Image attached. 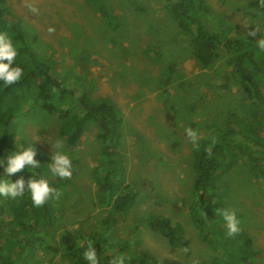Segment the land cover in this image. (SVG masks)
Masks as SVG:
<instances>
[{"label":"rangeland","instance_id":"rangeland-1","mask_svg":"<svg viewBox=\"0 0 264 264\" xmlns=\"http://www.w3.org/2000/svg\"><path fill=\"white\" fill-rule=\"evenodd\" d=\"M204 1L209 7L204 20L210 27L222 26L254 44L264 35V5L259 0ZM102 2L111 20L90 0H7V5L15 20L37 34L34 47L40 58L47 59L53 75L81 98L115 104L118 132L109 153L121 165L116 177L120 190L129 186L138 195L113 223L116 244L128 241L131 245L124 252L131 257L146 253L161 264H211L217 251L201 235L202 226L191 219L195 147L184 128L195 129L197 143L206 141L211 146V141L221 138L222 130L235 125V117H251L255 122L248 113L253 100L243 93L225 57L213 68L198 64L193 36L171 15L164 0ZM250 32L256 34L249 36ZM262 54L264 62V51H255L256 58ZM224 82L229 87L222 86ZM65 105L66 118L82 114L79 102L67 97ZM63 119L57 113L43 112L28 119L20 117L14 138L17 142L34 140L36 154L44 161L49 159L47 141L57 136L65 139L73 172L65 178L69 182L66 193L61 190L62 200L55 206L61 217L55 237L60 232L71 238L81 235L84 242L100 230V218L108 210L92 200L97 189L93 175L103 143L97 136L99 127L90 121L77 144L70 146L61 133ZM260 120L258 132L242 129L264 141V119ZM226 138V142L234 139ZM226 147L236 161L229 163L228 173L216 182L217 195L209 194L207 199L235 211L240 230L252 236V249L258 252L247 261L264 264V177L255 176L253 162L242 146ZM153 214L180 222L189 248L172 246L164 235L150 229L146 219ZM13 218L10 210L0 215L2 228ZM218 224L214 229L222 235L221 220ZM219 232L213 230V237L220 236ZM49 258L50 252L40 250L34 263L69 264L60 254ZM233 264H242V260Z\"/></svg>","mask_w":264,"mask_h":264},{"label":"trees","instance_id":"trees-1","mask_svg":"<svg viewBox=\"0 0 264 264\" xmlns=\"http://www.w3.org/2000/svg\"><path fill=\"white\" fill-rule=\"evenodd\" d=\"M90 1L102 10L106 20L112 19L113 16L109 14L102 0ZM164 1L168 11L177 19L184 31L193 36L198 64L204 69L213 68L218 59L225 57L226 63L231 67L230 72L241 85L243 93L253 100V104L249 105L248 113L254 117L255 122H251V117H235L233 121L235 125L230 124L227 129L222 130L221 138L211 141L209 144L211 146H208L206 141L197 143L193 158L196 176L193 182L194 193L190 213L191 219L202 226L201 235L209 238L211 245L217 251L211 264H233L237 259L242 260V264H254V261H247L252 255H258V252L252 249V236L242 230L231 237L224 233L220 235V230L214 229L218 228L220 222L214 209L222 205L219 201L208 200L207 195H217L219 187L216 182L228 173L230 165L236 161L231 154H228L229 147L226 145L242 146L245 149L244 154L253 162L255 176L264 177V141L258 139L256 134L242 129L244 127L260 129V119H264L263 54L256 58L255 51L261 50L253 42H247L240 36L230 34L229 30L222 26L207 25L204 19L209 7L204 0ZM0 30H7L13 41L18 43L16 63L25 69L20 81L0 88V153L14 148L16 121L23 116L28 119L37 116L40 112L59 114L64 118L61 133L67 136L69 145L73 147L88 122L93 121L97 124L99 127L97 136L103 145H100V164L94 170L97 189L92 200L107 207L108 210L100 218V230L87 238L95 239L93 247L101 258V264H107L113 249L124 251L131 245L128 241H120L116 244L117 240H114L111 232L117 215L127 211L138 196L133 189H128L129 186L120 190V183L117 182L116 177L121 165L117 166L113 154L109 153L111 147L115 145L118 132L119 117L115 104L107 99L94 103L84 99V96L81 98L73 87L66 86L63 80L53 75L48 68L47 59L40 58L39 56L42 55L34 47L33 43L38 39L37 34L30 32L26 25L13 18L7 0H0ZM155 51L159 54V50ZM210 85L215 86L214 83ZM222 86L227 88L228 84L224 82ZM67 97L80 103L81 115L74 114L72 118H66L69 114L65 105ZM229 135L234 139L226 142V137ZM19 142L25 141L21 139ZM36 158L42 164L48 161H44L41 156L39 158L37 154ZM21 175L27 178L30 173L22 169L10 178L15 180ZM49 183L56 192L39 208L33 207L26 197L16 201L0 198V215L8 210L14 212V218L8 222L6 229L2 228L0 221L1 264H35L36 255L38 256L40 250L50 252V260L60 254L69 264H86L80 256V252L86 246L85 241L82 242L81 235L71 238L60 232V237H55L61 220V217L56 215L55 206L60 199L62 200L59 194L61 190L62 193H66L65 189L69 182L65 178L54 177ZM146 223L150 229L164 235L170 245L189 248V238L185 235V229L180 222H173L168 217L153 214L147 217ZM213 230L218 231L220 236L213 237ZM130 263L161 264L155 257L146 253L131 257Z\"/></svg>","mask_w":264,"mask_h":264},{"label":"clouds","instance_id":"clouds-1","mask_svg":"<svg viewBox=\"0 0 264 264\" xmlns=\"http://www.w3.org/2000/svg\"><path fill=\"white\" fill-rule=\"evenodd\" d=\"M264 5V0H259ZM51 30V29H50ZM256 32L248 33L254 36ZM256 47L264 51V35L255 40ZM18 43H15L7 30H0V88L8 87L20 81L25 69L16 63L18 56ZM184 135L197 146L198 133L191 127L184 128ZM33 141L17 142L14 140L12 150H4L0 153V198L16 201L22 197L30 200L35 208L42 206L55 194L56 189L49 183L54 177L64 179L70 177L73 172V161L65 150V139L57 136L52 141H47L50 146L49 159L41 163L36 158V148ZM26 170L30 175L17 176L15 180L10 177ZM214 212L222 222L224 234L234 236L240 232V221L233 209L227 207L215 208ZM95 239L86 238V246L80 252V256L86 264H101L97 250L93 247ZM131 256L124 251L113 249L107 264H130Z\"/></svg>","mask_w":264,"mask_h":264}]
</instances>
